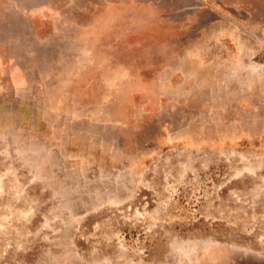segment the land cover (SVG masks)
<instances>
[{"label": "rangeland", "instance_id": "rangeland-1", "mask_svg": "<svg viewBox=\"0 0 264 264\" xmlns=\"http://www.w3.org/2000/svg\"><path fill=\"white\" fill-rule=\"evenodd\" d=\"M244 56L264 0H0V264H264Z\"/></svg>", "mask_w": 264, "mask_h": 264}, {"label": "crops", "instance_id": "crops-1", "mask_svg": "<svg viewBox=\"0 0 264 264\" xmlns=\"http://www.w3.org/2000/svg\"><path fill=\"white\" fill-rule=\"evenodd\" d=\"M242 52L249 53V51ZM242 58H244V61H242L243 66L239 70L228 73L222 80L223 85L228 87L227 91H238L237 93H239L236 94L239 95V98H236L239 100L235 101V104L231 106L230 110L236 111L235 114L241 118L242 126L251 125L254 128V125H256V127L262 126L264 128L263 63H250L245 59H248V56ZM259 137H264V130L242 136L244 140L248 141L249 139H259Z\"/></svg>", "mask_w": 264, "mask_h": 264}]
</instances>
